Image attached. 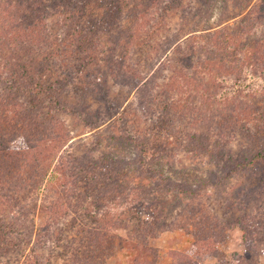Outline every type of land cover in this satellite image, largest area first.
Masks as SVG:
<instances>
[{"label": "rangeland", "instance_id": "374dc122", "mask_svg": "<svg viewBox=\"0 0 264 264\" xmlns=\"http://www.w3.org/2000/svg\"><path fill=\"white\" fill-rule=\"evenodd\" d=\"M15 1L39 4L22 23L28 35L0 43V100L18 132L0 139V264H264V0L3 7ZM222 42L249 48L260 69L241 75L235 99L204 102L208 74L180 80L178 69L192 54L227 72ZM25 65L47 86L40 101L7 80L6 66ZM183 84L194 93L180 100ZM22 113L31 128L17 127ZM162 117L173 120L169 144L155 136L142 155L128 134L157 132ZM0 118V133L11 129ZM188 132L220 145L216 157L186 143ZM225 155L243 162L232 169Z\"/></svg>", "mask_w": 264, "mask_h": 264}, {"label": "trees", "instance_id": "16d2710c", "mask_svg": "<svg viewBox=\"0 0 264 264\" xmlns=\"http://www.w3.org/2000/svg\"><path fill=\"white\" fill-rule=\"evenodd\" d=\"M29 1V0H28ZM126 1V0H112V2H110V6L115 10V11H121L122 9L118 8V5H122V3ZM2 2H4V0H0V43H6V41L14 36V40L20 38L18 36V34H20V32L24 31V36L28 35V31H30L29 27L26 29L24 28L23 24L24 21L27 19V16L30 14L31 15V7H33L34 5L37 6L39 4V1L36 3L34 2L33 4H29L26 6V1H19V3L16 4H3ZM82 3V7H87L88 5H90L91 2H82L81 0H76V2H74V6L78 5ZM13 8V9H12ZM24 25L27 26V24L24 23ZM250 34L252 35V31L250 30ZM254 34V33H253ZM21 35V34H20ZM253 36V35H252ZM231 37H229V41H231ZM20 42V40H19ZM201 43V40L197 39V41H194L193 43ZM23 43V42H22ZM250 44H248V47H252L249 46ZM200 47H203L202 45H199ZM17 47V46H16ZM218 49L217 51L220 52L223 55V59L218 60L220 63H225L227 65V72H222V71H218L216 69L215 66L209 67L206 66V64L204 62L201 61V58L197 55H189L187 56V58H185L184 60L187 62V64L185 66H183V64H181L180 68L178 69L179 72V78L180 80L182 78L185 79H189V78H193V73L196 72H192V69H195L196 71L198 70V72L201 71H205L203 73L208 74V78H210L213 81V85H215L213 90H205L204 93H200V98H202V100L204 102H209L212 101V99L216 102H225L228 100H233L236 98V96L240 93V91L238 92V90H236V84L238 83V86L240 85V83L242 82V79L244 77H242V74H246L247 77L250 78H254L255 74L254 72H256L258 69H260V62L259 59L256 60L255 57H251L248 53H247V49L245 50L243 49H239L235 44L230 43L229 45L224 44V42H222L221 44L217 45ZM233 54V56H229ZM227 56L229 57H234V59H229ZM260 58V57H259ZM218 59V58H215ZM16 61V60H15ZM14 61V62H15ZM256 64V66L254 65ZM255 66V68L253 67ZM253 67V68H252ZM204 69V70H202ZM230 69H233L230 71ZM254 69V70H253ZM5 74L8 77V81L10 82V85H12L13 88L16 89H24L28 92L27 94L29 95V97H31V99L33 100V98L38 101H40L42 96H47L49 94V92H46V84L45 82H42V80L38 81V78L35 79V81L32 83V79L30 77V73L31 70L30 68L25 65V66H14L10 68L8 66H6V71H4ZM30 77V78H29ZM256 77V76H255ZM31 79V80H30ZM188 81V80H187ZM28 83V84H27ZM185 85L184 87H182L183 89L181 90H177L175 92H173V96H177V93H179V91L183 92L182 95H179V99L183 100L184 97L187 95L185 92V90H189V94L193 95L194 93V88H188V84H183ZM245 85H249V88L251 89L254 86V82H249V84H245ZM183 94H185L183 96ZM59 93L58 92H53L52 95L50 96V103H54L55 105H57V109L61 110L62 109V105L60 104V100L58 97ZM34 96V97H33ZM188 96V95H187ZM175 100V98H174ZM192 99L187 98L185 100V105L189 106L190 103H192L191 101ZM42 101V100H41ZM8 106L2 102L0 100V115L2 117V122H7L6 125H9V127L11 129L2 131L1 130V135L4 138H0L1 140H7L10 141L13 137L17 136L18 132L17 130H14L11 126L12 122L14 120L15 117V109L9 110L7 108ZM61 107V108H60ZM52 109L56 110V107H53ZM17 110V109H16ZM20 114L19 111H17V114ZM22 115L25 118H22ZM22 115L20 116L19 122H21L22 124H18L17 127H21V126H26L31 128L30 125V121L32 118H28L31 117V114L28 112L25 116L24 113H22ZM1 119V118H0ZM160 124L159 125V130L157 132L153 131H142L140 129H136L135 131H132L128 134L130 140L132 142H136L137 146L140 148L142 155H147L149 153V151L151 150V143L153 144V138L156 137H163L166 139H168V135L170 136L169 132H172V130L170 128H168L169 124L173 123V120L171 119H167L164 122V117H162L160 119ZM175 124V123H174ZM35 125V124H34ZM25 128V127H24ZM22 129V128H20ZM26 129V128H25ZM24 129V130H25ZM28 129V128H27ZM162 129H164V133L162 131ZM165 131L168 133V135L165 134ZM4 133L6 134V136H4ZM143 133V134H142ZM173 133V132H172ZM139 134H142V137H145L147 139H141L144 143H138L140 141V139L138 138ZM166 135V136H165ZM196 136V132L191 133L188 132L186 134V138L187 140L185 141L190 142L191 145L194 149H197V152L199 153H208V155H214V157H216L215 155H217L219 153V148H221L220 145H214V149L212 148V150L210 149V146L208 143L204 142L202 140V138H200L199 136L201 135V133L197 132ZM197 137L199 138V140L197 139ZM7 138V139H5ZM9 138V139H8ZM161 140V143H165L166 141ZM166 139V140H167ZM197 140V141H196ZM167 143L169 144V141L167 140ZM144 145V147L142 146ZM222 156V155H221ZM219 156L218 159L219 161H222L226 164H230L232 165V169H234L233 167H237L238 165L242 164L243 161H234L231 162V158H226V155L221 157ZM262 158L264 160V154L262 155ZM255 160H251L248 162L249 165H254ZM96 163V162H95ZM94 163V164H95ZM93 164V165H94ZM100 165H105L103 163H101ZM243 165H247L246 163ZM95 166V165H94ZM98 167V165H97ZM232 172V170H231ZM173 190H175L178 194H184L187 193V191H190L188 189L182 188L180 185H176L175 187H173ZM171 189V191H173ZM152 195H154L152 192H150L149 197H151ZM144 196V195H143ZM142 203V202H141ZM4 231L0 228V241L2 239V234ZM5 246L2 244L1 249L4 248ZM46 262L45 264H48L49 262L47 261V259L44 261ZM50 264H54V263H50Z\"/></svg>", "mask_w": 264, "mask_h": 264}]
</instances>
